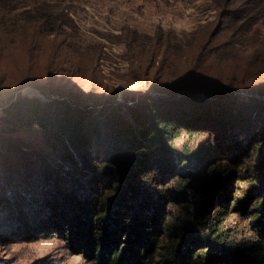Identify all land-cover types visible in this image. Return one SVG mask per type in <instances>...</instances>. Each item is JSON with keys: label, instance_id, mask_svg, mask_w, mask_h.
<instances>
[{"label": "trees", "instance_id": "16d2710c", "mask_svg": "<svg viewBox=\"0 0 264 264\" xmlns=\"http://www.w3.org/2000/svg\"><path fill=\"white\" fill-rule=\"evenodd\" d=\"M108 1L0 0V40L31 63L19 87L48 97L0 121L8 171L24 144L17 134L37 129L42 138H28L40 151L34 160L27 147L25 177L0 181V242L57 236L92 264H264V0H207L205 9L218 12L207 38L156 29L142 43L124 27L128 76L146 89L106 103L81 79L96 71L102 46L73 17L89 7L102 13ZM131 104L141 105L127 107L139 129L118 115L103 135L83 113ZM202 130L217 149L192 147ZM94 136L114 139L99 165L85 161L98 153ZM128 158L136 162L124 166ZM27 209L46 219L22 233L14 228Z\"/></svg>", "mask_w": 264, "mask_h": 264}, {"label": "rangeland", "instance_id": "374dc122", "mask_svg": "<svg viewBox=\"0 0 264 264\" xmlns=\"http://www.w3.org/2000/svg\"><path fill=\"white\" fill-rule=\"evenodd\" d=\"M102 1L109 2L108 0ZM183 1V5L179 7L180 2L178 0H167L160 2L157 6L154 2H143L142 0L125 2L122 0H113L107 4L106 9L102 13L99 8L89 7L79 17L74 16V20L78 22L84 31L87 41L99 43V46H102L101 48L103 49V56L97 65L96 71H91V74L81 76L85 85H91L104 98V102L106 103H111L108 98L112 99L111 101L120 102L133 99L134 95L137 96L139 95L138 93L146 89V83L132 80L128 76L131 61L125 45V39H128V37L126 33L124 34L123 29L126 26H131L132 29L138 32L142 43L147 38H153L156 29L176 33L180 37H186L187 39L192 38V33H198L201 37L204 36V38H207V35L214 31L218 12L214 9L211 11L205 9V2L207 0ZM0 50H2L0 52V121L3 119L10 121L11 115L14 112L22 111L25 104L29 101H33L35 97L44 99L43 97L46 96H38L33 90L30 91L27 89L29 87L36 89L32 86H27L22 89L19 87V83H22V80L30 77L28 68L31 67V63L27 60L26 52L17 51L14 54V51H9L10 49L1 40ZM36 71L34 74L37 76L45 75L44 67H37ZM32 80L36 81L34 79ZM46 98L48 99V97ZM127 107L138 108L141 105H123L116 111L97 108V110H85L83 113L89 119V123L101 125V133H104L103 135L111 132L115 123L121 121L120 118H117L118 115L124 117L122 118L124 126L139 129V125H137V118L139 116L132 115ZM114 115L116 116L112 118ZM28 131H30V135H27L28 138L31 140L32 137L36 138L39 145L42 138L39 133L37 134V129ZM195 133L193 140L190 142L192 147L198 148L203 144L211 142V148L214 150L217 149L216 142H214V138L209 131L202 130ZM25 134L26 132H20L16 135L18 140H22L24 144H20L12 152L13 154L10 157L14 162L12 170H7L8 165H12V163L7 165L4 158L0 163L4 166L3 171H1L2 168L0 167V181L2 184H6V186L12 179L13 182L18 183L25 177L26 173L22 171V164L24 163L21 158L26 152L27 147L29 146L30 149L28 156L32 155L34 160L40 151L38 146L29 145L28 138L26 139ZM106 140L105 138L103 141H98L96 136H94V150H98V153L85 158V161L92 165H99L105 155V151L111 149L113 146L111 142L114 139L108 141L107 144ZM189 140L190 137L185 136L184 142L189 143ZM224 141L227 140L221 139V142ZM25 162L27 163L28 161L25 160ZM135 162L136 160L128 158V160H123V165L126 166L128 164L131 166ZM2 172L5 173L3 179H1ZM168 185L171 186L172 181ZM18 203H23V200H19ZM26 207L29 208V206ZM30 210L27 209L22 212L18 226H15L16 228L14 229L21 230L24 233L25 231L31 230L42 217L46 219L44 211L38 209L33 216ZM37 263L92 264L84 260L82 256L71 252L64 241L57 236L50 238L47 236L40 237L38 240L27 237L22 240H13V242H0V264Z\"/></svg>", "mask_w": 264, "mask_h": 264}, {"label": "water", "instance_id": "95a60500", "mask_svg": "<svg viewBox=\"0 0 264 264\" xmlns=\"http://www.w3.org/2000/svg\"><path fill=\"white\" fill-rule=\"evenodd\" d=\"M27 89H28V90H30V91H31V90H33V91L36 93V95H38V96H40V95H43V94H42V93H40V91H39V90H37V89H33V88H30V87H29V88H27ZM27 89H26V90H27ZM43 98H45V97H43Z\"/></svg>", "mask_w": 264, "mask_h": 264}]
</instances>
